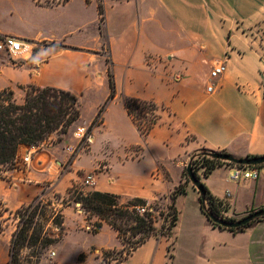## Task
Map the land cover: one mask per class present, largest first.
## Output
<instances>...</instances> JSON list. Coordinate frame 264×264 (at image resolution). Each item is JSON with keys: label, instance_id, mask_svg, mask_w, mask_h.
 <instances>
[{"label": "crops", "instance_id": "0c3cea01", "mask_svg": "<svg viewBox=\"0 0 264 264\" xmlns=\"http://www.w3.org/2000/svg\"><path fill=\"white\" fill-rule=\"evenodd\" d=\"M98 1L0 0V34L31 46L64 44L65 35H76L64 44L75 49L42 48L37 55L44 62L36 69L0 54V90L13 91L17 104L24 99L21 87L29 84L66 90L78 98L80 116L73 125L87 126L109 93L107 60L116 89L87 150L70 160L66 147L75 145L72 138L51 134L38 146L19 148L16 158L31 155L27 165L0 166V203L6 212L50 190L63 193L86 173L95 175L94 191L116 194L121 203L132 198L147 205L159 202L166 211L193 153L264 156V0H102L101 26ZM68 8L69 21H59ZM215 63H223L225 71L209 80ZM210 81L214 91L208 93ZM127 98L164 106L167 116L142 136L124 106ZM83 101H93L90 111ZM116 146L118 155L110 160ZM231 172L232 165L222 163L200 178L211 195L228 204L224 215L238 220L264 210V177L233 182ZM175 207L170 235L150 237L121 264H264V217L237 233L213 226L191 182ZM77 214L81 229L101 239L78 255L88 261L91 250L123 249L107 223L93 234L83 212ZM10 240L0 233V264L9 263Z\"/></svg>", "mask_w": 264, "mask_h": 264}, {"label": "trees", "instance_id": "16d2710c", "mask_svg": "<svg viewBox=\"0 0 264 264\" xmlns=\"http://www.w3.org/2000/svg\"><path fill=\"white\" fill-rule=\"evenodd\" d=\"M97 12L99 26H101L104 21L102 0L98 1ZM54 45L61 48L75 49L61 43ZM33 53L36 54L38 51L33 50ZM107 76L109 93L105 101L99 106L98 111L89 126L90 129H93L102 123L103 113L109 103L116 96L112 74V62L109 60H107ZM21 89L25 93L21 104L15 102L13 91L9 89L0 90V166L7 169L14 167V162L20 147L38 146L54 132L61 133L62 135L66 134L68 128L77 121L80 116L77 105L78 98L69 91L54 87H38L32 84L23 86ZM124 106L142 136H147L161 118V113L167 111V108L164 106H159L152 101H144L137 98L125 99ZM133 107L135 109L142 107L149 112L150 118L148 119V126L143 127L139 124V121H136L137 119H134ZM209 153L210 151L202 149L191 155L192 171L195 176L197 173L194 166L196 158L202 159V165L205 169L204 176H207L216 166L222 163L236 165L214 159ZM71 159L72 158H70V160ZM183 175L185 176V180L176 186L170 194L171 204L168 206V210L171 211V220L166 227L162 226L165 231H161L155 227V216L150 212L151 207H146L147 203L144 199L132 198L128 200L127 203H120V197L116 194L99 191L82 193L73 190V185L66 190V193L76 194L71 200L80 204L81 209L87 217L90 215L97 218V221L92 224L93 228L90 230L91 233H98L102 222L107 223L117 233L120 242L123 244V249L107 251L119 255L120 257L115 259L117 263L121 264L133 250L142 245L150 237L165 234L170 235L177 220L175 200L179 195L186 192L187 185L190 182L187 177L186 169L184 170ZM202 187L204 195L203 197L199 195L200 207L213 226L237 233L243 231L251 223L260 219L258 218L239 228H225L218 225L208 217V213L220 219L229 221H234L235 219L227 218L224 215V212L228 208L227 203L211 195L204 184H202ZM35 201L40 203L42 199L39 198ZM205 201L207 202V205H205ZM137 206L146 207V210L142 215L136 212L135 207ZM6 211L7 210L0 203V233L4 231L5 226L2 216ZM37 213L38 206H33L32 203L23 206L16 211V214L20 215V224L10 240V260L8 264L19 263L20 250L25 246L36 244L48 246L52 243V240L48 236H42L41 230L36 231L33 229L29 235L30 227L32 226ZM39 215L43 216V212H39ZM166 216L164 217L165 220L167 218ZM55 224L62 228L63 216L59 215ZM127 233H129L128 236ZM126 245H128V248H125ZM101 254L103 259L110 255L106 251H102ZM82 256V254L79 255V262H82Z\"/></svg>", "mask_w": 264, "mask_h": 264}, {"label": "rangeland", "instance_id": "374dc122", "mask_svg": "<svg viewBox=\"0 0 264 264\" xmlns=\"http://www.w3.org/2000/svg\"><path fill=\"white\" fill-rule=\"evenodd\" d=\"M93 15V11H88L86 13L87 17H91ZM71 17V10L70 8L62 11L59 14V21L67 22L69 21ZM82 34V33H81ZM81 40H83L84 35H78ZM76 37V35H75ZM74 36L65 35L62 39H60L64 44H67L71 42L74 38ZM92 37V34H88V39ZM54 46V44H35L32 46L33 50H37L38 52L42 48ZM37 54V53H36ZM25 94V93H24ZM93 101H83L82 107L85 109L86 112L91 110ZM133 116L136 121H139V124L141 126H148V119L150 118L149 112L144 108H134L133 107ZM167 116L166 112L161 113V118ZM75 123V122H74ZM73 123V124H74ZM71 125L68 128V137L72 138L73 144L77 143L76 138L74 137V132L77 129V127H85L88 129V133L91 135V132L93 129H90V125L84 126V125ZM54 138H60L62 135L61 133L54 132L52 133ZM89 145V142L87 143L86 147L82 150H87V146ZM118 146L115 147L113 154L111 155L110 160H114L119 150L117 149ZM80 151V152H82ZM137 155H139L137 153ZM191 157V156H190ZM191 158H189L190 160ZM194 166L196 168V177L200 181V178L204 176V172L201 171L203 168L202 165V159L196 158L194 161ZM91 174V173H88ZM81 174L78 178V182L76 184H73V190H77L82 193H88L91 191H94L91 189V187L88 186H82L81 181L83 178L88 175ZM94 177L95 175L92 174ZM72 186V185H71ZM70 186V187H71ZM76 196V194H68L65 192L63 193H57L56 190H50L48 192H45L43 196L41 197L42 201L40 203H37V201L32 202L33 206H38V213L35 216L33 220V224L30 227L29 235L31 234L32 230L35 229L36 231L41 230L42 236H48L52 243L48 246H42L41 244H36L32 246H25L20 250L19 253V263L18 264H119L117 263L115 258H119L120 256L116 253H110L106 251L108 254H110L108 257H105L103 259L102 252H94L93 250L90 251V254H93V257L86 261L85 256L83 255L81 257L82 262H79L78 260V253L85 251L88 249L93 243H101V239L97 238L95 236H92L90 233L85 231L84 229H81V220L77 217V213L83 212V210L80 207V204L78 202H73L71 198ZM130 200V199H129ZM128 201V200H127ZM124 202V203H127ZM121 203V201H120ZM170 206V205H169ZM146 207H151L150 212L155 216L156 223L160 224L159 230H163L162 226L166 227L168 225V222L171 220V211H161V206L159 205V202H155L151 205H146ZM39 212H43V216L39 215ZM168 213V215H167ZM83 219L85 220V226L88 229V231L92 230V224L96 221L93 218V216H88L83 212ZM59 215L63 216V227L60 228L57 224H55L56 219L59 217ZM167 215V216H166ZM167 217L166 220L164 217ZM20 215H17L16 212L9 213L4 212L2 219L4 221V235L11 237L13 233L16 231L18 225L20 224L19 220ZM65 218L67 219V225L65 228L64 222ZM3 233V232H2ZM66 233V237L64 241L60 243V241L63 239L64 235ZM129 233H127V236ZM167 235V234H165ZM105 240L109 239V236H104ZM125 248H128V245H126ZM54 252L55 256L50 257L51 253ZM99 258V260H98Z\"/></svg>", "mask_w": 264, "mask_h": 264}, {"label": "built area", "instance_id": "2783aa9c", "mask_svg": "<svg viewBox=\"0 0 264 264\" xmlns=\"http://www.w3.org/2000/svg\"><path fill=\"white\" fill-rule=\"evenodd\" d=\"M262 42L263 38H261V50L264 56V42ZM0 54L8 56L13 62L26 60L30 62V65L33 69L38 68L39 65L44 62L42 58L33 53V48L30 43L13 35L0 34ZM224 71L225 66L223 63H215L212 65L211 71L209 73V80H215L221 74H223ZM206 91L208 93L214 91V85L211 81L207 84ZM73 135L76 138L77 143L75 145H68L66 147L67 152L70 154V158L75 157L80 151H82L86 147L87 143L90 142L91 138V135L88 133V129L85 127H77ZM30 156V153H26L24 156L16 158L14 163L19 165H27L30 161ZM204 170V168L201 169L203 172ZM260 177H264V164L255 166L232 165L230 179L233 182H240L243 180H257ZM81 185L93 187L95 185V177L92 174L86 175L81 181ZM205 205H207L206 201ZM135 209L138 214L142 215L145 212L146 207L137 206ZM88 229L89 228H87V230ZM54 256L55 253L52 252L50 257Z\"/></svg>", "mask_w": 264, "mask_h": 264}, {"label": "water", "instance_id": "95a60500", "mask_svg": "<svg viewBox=\"0 0 264 264\" xmlns=\"http://www.w3.org/2000/svg\"><path fill=\"white\" fill-rule=\"evenodd\" d=\"M209 155L214 159H217L223 162L236 164V165L255 166V165L264 164V156L251 157V158H235L227 153H222V152H210ZM186 173H187L188 180L193 184L195 189L199 192V195L203 197L204 191H203L202 183L197 179V177L194 175L192 171L191 159L189 160L186 166ZM208 217L213 222L225 228H239L246 224H249L250 222L258 218L264 217V210L254 211L234 221L216 218L210 213H208Z\"/></svg>", "mask_w": 264, "mask_h": 264}]
</instances>
